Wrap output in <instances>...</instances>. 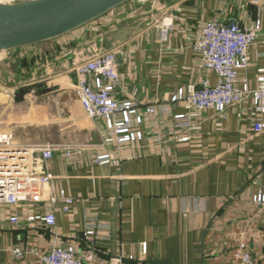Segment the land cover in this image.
I'll return each mask as SVG.
<instances>
[{
    "label": "crops",
    "instance_id": "0c3cea01",
    "mask_svg": "<svg viewBox=\"0 0 264 264\" xmlns=\"http://www.w3.org/2000/svg\"><path fill=\"white\" fill-rule=\"evenodd\" d=\"M256 12L246 0H129L66 35L0 52V132H11L21 144H86L109 154L95 164L89 148L76 164L56 150L40 164L53 180L40 201L18 204L16 228L6 219L9 208L1 211L0 264H40L39 255L56 246H72L83 258L92 252L93 264H111V257L124 264H242L235 256L241 243L253 264H264V210L252 201L264 193V131H254L248 116L239 114L249 105L229 108L225 117L213 110L193 114L196 128L186 132L187 141L168 134L172 120L161 116L165 137L154 140L152 129L144 128L143 140L117 148L103 143L102 120L86 116L73 90L77 63L122 47L128 54L117 63L126 83L119 98L168 104L177 88L202 76L188 41L199 23L254 20ZM168 21L163 41L160 25ZM136 25L144 26L125 42L104 39L107 30ZM263 48L249 49V81L264 65V56L256 55ZM59 189L73 198L67 213L55 199ZM50 206L54 227L27 224V213ZM90 217L107 228L85 237ZM14 247L22 257L12 254Z\"/></svg>",
    "mask_w": 264,
    "mask_h": 264
},
{
    "label": "built area",
    "instance_id": "2783aa9c",
    "mask_svg": "<svg viewBox=\"0 0 264 264\" xmlns=\"http://www.w3.org/2000/svg\"><path fill=\"white\" fill-rule=\"evenodd\" d=\"M246 1L257 8L254 20L245 16L240 20H204L188 37L202 76L196 84L177 88L168 104H144L132 96L119 98L120 93H125L126 83L117 72V63L128 54L122 47L77 63L74 67L77 76L74 93L89 119L94 122L102 120L103 143H113L120 148L139 142L145 138L144 128L152 129L153 139L160 140L166 136V133H161V116L172 120L168 134H182L180 140L187 141L190 135L186 132L196 128L193 114L213 110L225 117L227 109L246 105L248 108L239 114L248 116L254 131H264V65L256 67L252 81L246 78L250 66L249 49L259 43L264 46V0ZM171 26L169 21L161 23V40L167 39ZM256 55L264 56V48L257 50ZM93 147L86 144H21L15 142L12 133L0 132V224L3 218L1 211L5 207L9 208L6 219L16 228L21 220L18 204L40 201L42 189L53 181L40 164L52 159L56 150H61L67 160L76 164L89 148H92L95 164L109 158V154ZM55 199L60 202L63 212H69L73 198L64 189L57 191ZM252 201L264 210L263 192H257ZM25 221L31 228L54 227L55 210L50 206L39 212L27 213ZM106 228L107 225L96 217L87 218L85 237H94ZM245 247V244H239L235 256L242 264H253ZM11 251L16 258L23 256L19 247ZM94 256L87 252L83 258L76 255L72 246H56L40 254L39 260L40 264H93ZM109 261L111 264H124L120 257H111Z\"/></svg>",
    "mask_w": 264,
    "mask_h": 264
},
{
    "label": "water",
    "instance_id": "95a60500",
    "mask_svg": "<svg viewBox=\"0 0 264 264\" xmlns=\"http://www.w3.org/2000/svg\"><path fill=\"white\" fill-rule=\"evenodd\" d=\"M129 0H21L0 3V52L32 46L73 32ZM144 25L110 29L104 39L125 42ZM139 264H165L141 261Z\"/></svg>",
    "mask_w": 264,
    "mask_h": 264
},
{
    "label": "rangeland",
    "instance_id": "374dc122",
    "mask_svg": "<svg viewBox=\"0 0 264 264\" xmlns=\"http://www.w3.org/2000/svg\"><path fill=\"white\" fill-rule=\"evenodd\" d=\"M29 89H30V90H37L38 87H36V86H34V85H30ZM39 89L44 91V90H51V89H53V87H50L49 89L46 88V87H45V88L40 87ZM73 90H74V89H73ZM42 101H46V100H42ZM47 101H48V100H47ZM40 111H41V110H40ZM43 111H45V110H43ZM43 111H41L40 113L44 114ZM10 133H11V132H10Z\"/></svg>",
    "mask_w": 264,
    "mask_h": 264
}]
</instances>
